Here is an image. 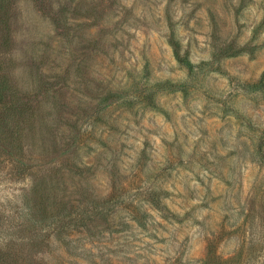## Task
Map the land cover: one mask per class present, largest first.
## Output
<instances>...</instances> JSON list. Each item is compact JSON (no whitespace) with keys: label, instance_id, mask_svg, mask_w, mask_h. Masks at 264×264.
Returning <instances> with one entry per match:
<instances>
[{"label":"rangeland","instance_id":"374dc122","mask_svg":"<svg viewBox=\"0 0 264 264\" xmlns=\"http://www.w3.org/2000/svg\"><path fill=\"white\" fill-rule=\"evenodd\" d=\"M0 264H264V0H0Z\"/></svg>","mask_w":264,"mask_h":264}]
</instances>
